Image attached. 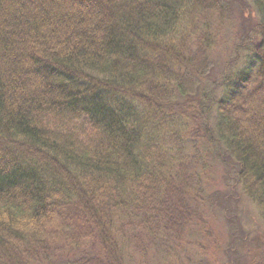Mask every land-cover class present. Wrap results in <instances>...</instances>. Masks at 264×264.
Segmentation results:
<instances>
[{
  "label": "trees",
  "instance_id": "trees-1",
  "mask_svg": "<svg viewBox=\"0 0 264 264\" xmlns=\"http://www.w3.org/2000/svg\"><path fill=\"white\" fill-rule=\"evenodd\" d=\"M243 1L0 0V264L166 254L218 171L264 219V0L242 71L238 48L212 74L208 26Z\"/></svg>",
  "mask_w": 264,
  "mask_h": 264
},
{
  "label": "rangeland",
  "instance_id": "rangeland-1",
  "mask_svg": "<svg viewBox=\"0 0 264 264\" xmlns=\"http://www.w3.org/2000/svg\"><path fill=\"white\" fill-rule=\"evenodd\" d=\"M224 21L225 25L212 23L208 26L211 40L215 43L213 60H216V66L212 69V74L219 76L218 78L238 48L240 60L235 72L242 71L247 62L244 57L250 54L248 49L245 50L247 38L249 34L254 35L253 26L261 23L262 15L251 0H244L240 5L231 2ZM222 152L224 153L223 149ZM203 155L211 165L212 156L206 152ZM217 159L224 164L219 154ZM207 168L210 169L209 166ZM214 174V181L209 180L208 194L214 193L217 196L215 213L210 208L211 212L205 215L202 224L190 229L191 233L186 235L187 242L184 243L183 240L177 249L171 248L166 254H162V251H150V248L143 252L127 248L121 252L125 256V264H252L253 260L262 261L264 219L261 213L246 198L228 202L225 197L232 190H237L235 182L231 177L226 179L227 175L223 171ZM221 196H224L225 207Z\"/></svg>",
  "mask_w": 264,
  "mask_h": 264
}]
</instances>
